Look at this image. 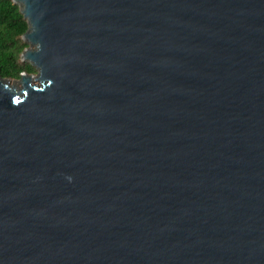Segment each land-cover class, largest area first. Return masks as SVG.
<instances>
[{
  "label": "water",
  "instance_id": "obj_1",
  "mask_svg": "<svg viewBox=\"0 0 264 264\" xmlns=\"http://www.w3.org/2000/svg\"><path fill=\"white\" fill-rule=\"evenodd\" d=\"M0 264H264V0H12Z\"/></svg>",
  "mask_w": 264,
  "mask_h": 264
},
{
  "label": "trees",
  "instance_id": "obj_2",
  "mask_svg": "<svg viewBox=\"0 0 264 264\" xmlns=\"http://www.w3.org/2000/svg\"><path fill=\"white\" fill-rule=\"evenodd\" d=\"M26 28L27 21L19 6L12 0H0V77L13 80L22 71H37L30 63L20 60V53L28 45L21 38Z\"/></svg>",
  "mask_w": 264,
  "mask_h": 264
},
{
  "label": "rangeland",
  "instance_id": "obj_3",
  "mask_svg": "<svg viewBox=\"0 0 264 264\" xmlns=\"http://www.w3.org/2000/svg\"><path fill=\"white\" fill-rule=\"evenodd\" d=\"M20 60H21V59H20ZM22 62H23V61H22ZM34 73H36V71H35V72H33V74H34Z\"/></svg>",
  "mask_w": 264,
  "mask_h": 264
}]
</instances>
